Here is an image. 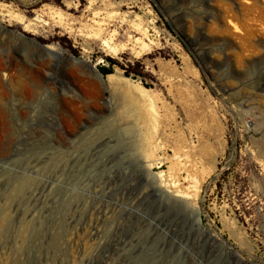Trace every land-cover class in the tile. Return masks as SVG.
I'll use <instances>...</instances> for the list:
<instances>
[{"label": "rangeland", "instance_id": "1", "mask_svg": "<svg viewBox=\"0 0 264 264\" xmlns=\"http://www.w3.org/2000/svg\"><path fill=\"white\" fill-rule=\"evenodd\" d=\"M0 67V264H264V0H0Z\"/></svg>", "mask_w": 264, "mask_h": 264}, {"label": "bare ground", "instance_id": "2", "mask_svg": "<svg viewBox=\"0 0 264 264\" xmlns=\"http://www.w3.org/2000/svg\"><path fill=\"white\" fill-rule=\"evenodd\" d=\"M38 19H40V18H38ZM36 44V43H35ZM104 45H105V47L111 52V53H114V54H117V52H118V48H115V47H112L111 45H110V43L108 42V41H105L104 42ZM38 47V46H37ZM40 48H42V47H40ZM37 49V48H36ZM42 50V49H41ZM46 52H47V54H48V56H51V57H55V58H57V59H61L62 57H63V53H62V51L61 50H58V49H56V48H54V47H52V46H50V47H47V48H45L44 49ZM45 54V53H44ZM46 54V55H47ZM64 58V57H63ZM0 70H4V67H0ZM20 73V72H19ZM20 74H18V77H17V79L18 80H16L17 81V83H16V88H17V90L18 91H20V92H22L23 94H24V92L26 93V91H28V92H30V90L31 89H29V87L31 88L32 86H33V88H35V87H37V85H35V83H37L38 82V80L36 79H34V80H31L32 81V83H30V82H28V81H26V80H24L23 79V77H22V75H24L23 73H22V75H20ZM94 75H95V77L97 78V80L99 81V83L101 84V85H103V86H105L108 82H109V80L112 78V76H108L106 79H104V78H102V76H100V74L98 73V72H96V71H94ZM10 78V80H11V77H9ZM30 80V79H29ZM35 86V87H34ZM144 91V93H147L148 94V90H143ZM86 99L87 98H80V97H74L73 99H68V100H65V106L67 107V108H69V109H72V110H74V111H79V106H78V104L79 103H86ZM72 122V119H69L68 120V123H71ZM162 177H163V174L161 173V174H159V175H157V178H159L161 181H162ZM161 186H162V184H161ZM174 186H176V184L174 185ZM175 197H177V198H183V196L182 195H176ZM106 215L107 214H103V217H106ZM197 216L199 217V214L197 213ZM90 233H91V236L93 237V238H96V237H99V235H100V231H99V229H98V224H94V225H92L91 226V230H90ZM90 264H97V263H90Z\"/></svg>", "mask_w": 264, "mask_h": 264}, {"label": "trees", "instance_id": "3", "mask_svg": "<svg viewBox=\"0 0 264 264\" xmlns=\"http://www.w3.org/2000/svg\"><path fill=\"white\" fill-rule=\"evenodd\" d=\"M160 18L164 21L166 28L168 29V31L173 34L174 36L177 37V39L179 40V42L181 43V45L183 46V48L185 49V51L190 55V57L192 58L195 66L201 71L202 74V78L205 82L206 85H208V79L206 78V75L204 74V71L202 70V68L200 67V64L197 62L196 58L191 54V52L189 51V49L187 48L186 44L181 40V38H179L176 35V32L173 30V28L171 27V25L164 19V17L159 14ZM100 73L102 74L103 77H107L109 75L112 74V72L104 67H100L98 68ZM146 87H148L147 85H145Z\"/></svg>", "mask_w": 264, "mask_h": 264}, {"label": "water", "instance_id": "4", "mask_svg": "<svg viewBox=\"0 0 264 264\" xmlns=\"http://www.w3.org/2000/svg\"><path fill=\"white\" fill-rule=\"evenodd\" d=\"M181 40L186 44L187 48L189 49V51L191 52V54L196 58L197 62L201 65V61L199 60L195 50L193 49V46H191L190 43L186 42L184 38L180 37ZM101 76V75H100Z\"/></svg>", "mask_w": 264, "mask_h": 264}]
</instances>
